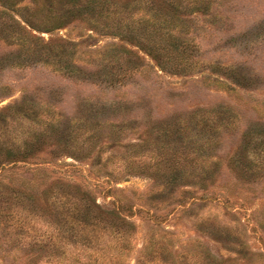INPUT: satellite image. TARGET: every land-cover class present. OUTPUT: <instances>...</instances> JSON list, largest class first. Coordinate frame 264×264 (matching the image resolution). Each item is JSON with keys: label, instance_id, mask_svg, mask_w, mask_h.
<instances>
[{"label": "trees", "instance_id": "16d2710c", "mask_svg": "<svg viewBox=\"0 0 264 264\" xmlns=\"http://www.w3.org/2000/svg\"><path fill=\"white\" fill-rule=\"evenodd\" d=\"M212 7L208 0H0V40L18 50L14 56H0V68L47 67L66 77L121 87L129 77L149 66L132 50L134 47L148 56L157 70L188 74L197 69L206 77L211 73L222 75L224 80L216 76L212 80L227 90L251 85L254 89L250 75L240 72L237 65L197 57L199 49L190 34V15L211 16ZM62 25L87 28L74 38L43 40L35 34L49 33ZM94 34L111 36L117 42L105 44L100 51L82 50L81 45ZM122 102L104 101L94 109L88 107L92 122L76 117L71 122H60L58 115L42 113V106L27 98L0 109V225L7 226L6 211L15 218L23 213V219L38 220L41 225H32L34 233L21 244L27 253L24 264H40L42 259L49 264H264V251L253 250L246 242L243 223L234 218L237 211L221 205V199L225 202L228 197L215 191L223 170L234 182L246 186L261 183L264 191V126L236 133L237 118L228 107L194 110L170 121L151 122L147 113L107 122L111 139L107 147L120 146L124 153L116 156L117 164L112 159L114 155L104 157L105 149L99 146L84 170L93 179L106 177L112 183L119 169L150 178L152 189L144 200L150 208L143 211L148 227L138 246V226L131 217L140 196L134 192L128 190L123 195L124 190L112 184L99 202L85 180H48L38 186L22 177H16L18 181L3 177V171L15 167L16 162L31 164L29 160L44 150L49 154L90 151L99 123L105 121L96 120L97 115L105 110L131 111L126 106L128 101ZM141 122L146 130H140L136 140L118 141L119 133L137 132ZM18 126L19 132L15 131ZM223 136L231 138L228 151H224ZM181 186L191 189H180ZM182 194L189 200L187 208L194 206L199 210L195 214L200 213L196 218L199 229H193L223 249L226 256L215 247L209 248L207 241L188 235L172 245L174 232L160 226L152 209L162 201L166 206L174 201L184 204L186 200L178 199ZM210 205L223 208L222 215L229 216L230 221L219 218L217 213L202 214L200 209ZM253 212H257L255 208L252 215ZM258 213L261 216L256 225L264 235V210ZM227 221H234L233 225ZM129 253L133 256L124 262Z\"/></svg>", "mask_w": 264, "mask_h": 264}, {"label": "rangeland", "instance_id": "374dc122", "mask_svg": "<svg viewBox=\"0 0 264 264\" xmlns=\"http://www.w3.org/2000/svg\"><path fill=\"white\" fill-rule=\"evenodd\" d=\"M25 1V0H24ZM118 2L131 0H115ZM183 2H196L201 0H179ZM213 5L211 16L193 13L190 18L193 25L190 34H193L194 42L198 47V58L215 60L219 63L235 64L240 72L250 75L253 85L247 89L233 87L226 89L218 86L213 77L223 79L222 75L211 73L206 77L199 71L192 70L188 74H182L176 71H160L153 67V61L142 52L137 51L140 57L148 63L140 74L129 77L125 85L121 87H108L103 83H95L92 79L78 80L72 77H66L59 72L53 71L47 67L40 66H5L0 68V109L14 101H20L22 98L31 99L35 105L42 106V113H53L59 116L60 122L76 120L82 118L92 122L94 119L89 117L88 107H92L107 102H117L122 104V99L128 101L126 104L131 111L123 113L103 111L97 115L96 120L103 118V123H99L97 138L89 151L80 153H71L67 151H56L54 153H38L29 163L16 162L15 167L9 171H3V177H12L13 180L19 178L31 181L33 185L40 186L41 183L48 180L86 181L92 189L99 202L103 199V194L109 185L124 190L123 195L128 194V190L140 196L139 201L134 204V213L132 219L138 226V233L135 242L137 246L141 241V234L148 227L147 214L144 213L150 205L145 203V195L152 189V181L144 173H134L133 171L116 170L113 182H109L106 177L93 179L87 176L85 172L86 163L91 162L95 151L99 146L105 149L104 157L108 154L114 155V162L119 163L116 156L124 153V148L120 146L107 147L110 143L107 134V122H119L121 119H129L134 114H150L151 122L170 121L174 118L186 116L194 110H213L216 107H228L235 114L237 120V132L247 130L250 127L264 126V0H208ZM215 15V16H213ZM212 20V21H211ZM212 22V24H211ZM86 26L71 27L62 25L61 27L47 32H36L43 40L47 38H57L68 36L74 38L78 32H84ZM110 42H117L111 36L94 34L90 39L81 45L82 50H101L104 45ZM86 44V45H85ZM88 44V45H87ZM6 54L16 55L18 50L14 45H8L0 40V56ZM81 66V65H79ZM86 69H92L88 66ZM208 72V68L206 69ZM137 103V105L133 104ZM132 105V106H131ZM37 106V107H39ZM93 112V110H91ZM4 113V112H3ZM48 117V116H44ZM76 117V119H72ZM102 120V119H100ZM12 126L18 125L12 123ZM17 128L19 132L20 127ZM137 132L124 130L118 134V141L127 142L136 140L138 132L146 130L142 127V122L136 128ZM143 134L142 136L146 135ZM226 136V135H225ZM223 136L224 151L230 148L231 138ZM19 140V139H18ZM140 140H137V142ZM78 152V151H76ZM89 152V153H87ZM72 154V155H71ZM28 167V168H26ZM34 167V168H33ZM40 169H38V168ZM89 180L87 181L86 178ZM18 177V179L16 178ZM261 183L258 185L240 184L234 182L231 175L223 170L222 175L215 185V191L228 199L222 204L230 210L237 211L235 220L242 222L245 229V240L253 250L264 251V235H260L257 228V219L260 218L261 210H264V191L261 190ZM180 189H191L188 186H181ZM259 196V199H256ZM182 202L177 201L166 206L165 203L158 202L153 208L156 219L160 226L174 232L172 245L176 246L179 239L190 236L200 242H208V247L212 250L215 247L219 254H227L220 249L218 245L205 239V236L195 231L198 227L200 213L194 206L188 207L187 195L178 197ZM188 200V201H187ZM183 204V205H182ZM139 208L140 211H136ZM172 208V209H171ZM182 208H187L183 209ZM255 208L253 215L252 209ZM150 210V209H149ZM181 210V211H180ZM202 214L209 212L217 213L219 218L229 220V216L222 215L223 208L217 205L206 206L200 209ZM125 212H128L126 210ZM7 226L0 225V264H24L27 259V253L22 243L31 236V226L40 228L38 220L35 222L23 219V213L20 218L16 215L10 217L11 211H6ZM195 216H194V214ZM254 216V221H253ZM21 220V221H20ZM17 221L19 222L18 224ZM233 225L234 221L229 222ZM18 226H20L18 228ZM38 231H35V233ZM133 256L129 253L126 262ZM40 264L43 263V259ZM51 264V263H50Z\"/></svg>", "mask_w": 264, "mask_h": 264}]
</instances>
